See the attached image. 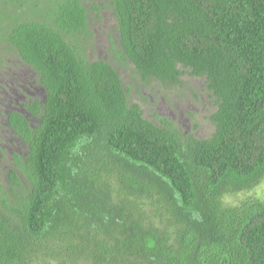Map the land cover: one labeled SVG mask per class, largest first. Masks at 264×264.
Wrapping results in <instances>:
<instances>
[{"label":"trees","instance_id":"16d2710c","mask_svg":"<svg viewBox=\"0 0 264 264\" xmlns=\"http://www.w3.org/2000/svg\"><path fill=\"white\" fill-rule=\"evenodd\" d=\"M53 1L0 0V52L43 90L7 115L24 150L0 185V264H264V193L251 195L264 184V0H110L118 66L89 60L84 1ZM129 65L170 91L204 79L212 135L148 119Z\"/></svg>","mask_w":264,"mask_h":264},{"label":"rangeland","instance_id":"374dc122","mask_svg":"<svg viewBox=\"0 0 264 264\" xmlns=\"http://www.w3.org/2000/svg\"><path fill=\"white\" fill-rule=\"evenodd\" d=\"M90 8L91 30L94 36V45L88 47V58L91 61L106 59L118 66V62L113 60L111 35L117 39V23L113 14L110 0H83ZM40 2L42 8L46 11L56 4L53 0H32L30 8H36L35 3ZM95 3L100 6L107 4V7L101 12V17H97V12L93 10ZM2 60L0 61V101L3 100V89L12 79L19 82L28 90L33 98L42 97V87L37 82V75L31 68L23 63L21 58L11 49L0 52ZM122 78L126 85L132 86V101L140 103L143 107L145 116L148 119L158 120L160 116L169 117L176 125L185 132H194L198 138H209L214 125L210 116L216 111L215 99L210 96L207 90L206 81L202 78L185 75L183 86H176L172 91L167 90L159 82L152 85H142L137 77L134 76V68L129 65L128 68L121 67ZM15 76V77H14ZM17 76V77H16ZM141 87L140 89H138ZM146 99L149 100L146 101ZM1 105V104H0ZM1 109V107H0ZM6 116H0V126L6 127ZM196 125L198 127L196 128ZM0 127V185L6 190L9 188L8 170L12 162V155L16 151L24 150L22 142L12 132ZM1 190V189H0ZM4 192L3 190H1ZM264 193V184L251 195H262ZM240 196L231 198V201H237Z\"/></svg>","mask_w":264,"mask_h":264},{"label":"flooded vegetation","instance_id":"af4514ba","mask_svg":"<svg viewBox=\"0 0 264 264\" xmlns=\"http://www.w3.org/2000/svg\"><path fill=\"white\" fill-rule=\"evenodd\" d=\"M15 77V76H14ZM17 77V76H16ZM13 81L12 85L10 86L9 84L3 89V100L0 101V116H6L5 122L4 124H6V127H1L4 129H8V114L11 113L12 111H23L26 114H29V112H27L24 108H23V103L25 102H29L31 101V95H29L30 93L28 92V90L25 88V86H22L21 83H19L18 81L15 82L13 79L11 80Z\"/></svg>","mask_w":264,"mask_h":264}]
</instances>
